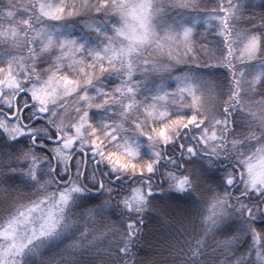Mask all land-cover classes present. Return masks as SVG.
<instances>
[{
  "label": "snow or ice",
  "instance_id": "obj_1",
  "mask_svg": "<svg viewBox=\"0 0 264 264\" xmlns=\"http://www.w3.org/2000/svg\"><path fill=\"white\" fill-rule=\"evenodd\" d=\"M0 264H264V0H0Z\"/></svg>",
  "mask_w": 264,
  "mask_h": 264
}]
</instances>
